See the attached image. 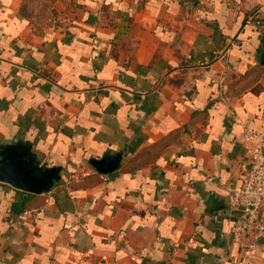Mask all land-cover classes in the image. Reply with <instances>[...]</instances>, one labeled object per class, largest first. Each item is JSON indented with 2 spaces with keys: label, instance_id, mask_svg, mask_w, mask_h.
<instances>
[{
  "label": "crops",
  "instance_id": "obj_1",
  "mask_svg": "<svg viewBox=\"0 0 264 264\" xmlns=\"http://www.w3.org/2000/svg\"><path fill=\"white\" fill-rule=\"evenodd\" d=\"M264 135V0H0V264H262L232 235ZM248 242H251L250 240Z\"/></svg>",
  "mask_w": 264,
  "mask_h": 264
},
{
  "label": "built area",
  "instance_id": "obj_2",
  "mask_svg": "<svg viewBox=\"0 0 264 264\" xmlns=\"http://www.w3.org/2000/svg\"><path fill=\"white\" fill-rule=\"evenodd\" d=\"M242 145L249 154L251 169L244 185L230 191L232 207L241 214L231 232L248 257L259 251L264 264V135L245 132Z\"/></svg>",
  "mask_w": 264,
  "mask_h": 264
},
{
  "label": "water",
  "instance_id": "obj_3",
  "mask_svg": "<svg viewBox=\"0 0 264 264\" xmlns=\"http://www.w3.org/2000/svg\"><path fill=\"white\" fill-rule=\"evenodd\" d=\"M19 156L22 154L8 158L5 151L0 152V182L30 194L48 192L57 181V170L42 168Z\"/></svg>",
  "mask_w": 264,
  "mask_h": 264
}]
</instances>
